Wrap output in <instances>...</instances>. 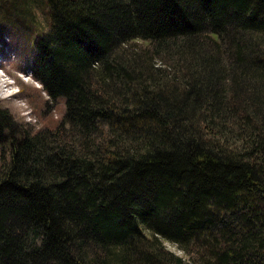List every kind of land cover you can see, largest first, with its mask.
Masks as SVG:
<instances>
[{
	"label": "trees",
	"instance_id": "obj_1",
	"mask_svg": "<svg viewBox=\"0 0 264 264\" xmlns=\"http://www.w3.org/2000/svg\"><path fill=\"white\" fill-rule=\"evenodd\" d=\"M36 16L65 107H0V264H264V0H0Z\"/></svg>",
	"mask_w": 264,
	"mask_h": 264
},
{
	"label": "rangeland",
	"instance_id": "obj_2",
	"mask_svg": "<svg viewBox=\"0 0 264 264\" xmlns=\"http://www.w3.org/2000/svg\"><path fill=\"white\" fill-rule=\"evenodd\" d=\"M32 21V24L25 25L4 24V28L0 29V52L3 57L0 58V73H5L14 81L11 84L13 91L16 86L19 88L15 94L4 97L2 80L6 78L5 75L0 76V107L7 109L20 126L35 131L41 127H54L64 112L65 104L62 99H50L31 75L33 44L41 16L34 17ZM164 245L170 251L187 257L174 244L164 242Z\"/></svg>",
	"mask_w": 264,
	"mask_h": 264
},
{
	"label": "bare ground",
	"instance_id": "obj_3",
	"mask_svg": "<svg viewBox=\"0 0 264 264\" xmlns=\"http://www.w3.org/2000/svg\"><path fill=\"white\" fill-rule=\"evenodd\" d=\"M0 58H3L1 52H0ZM1 62H2V61L0 60V63H1ZM9 84H10V83H9Z\"/></svg>",
	"mask_w": 264,
	"mask_h": 264
}]
</instances>
